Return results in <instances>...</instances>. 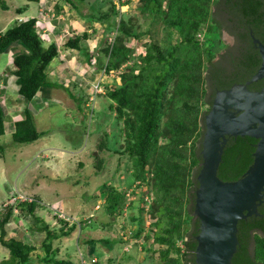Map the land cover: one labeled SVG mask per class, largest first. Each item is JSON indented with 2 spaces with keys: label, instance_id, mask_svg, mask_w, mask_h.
I'll list each match as a JSON object with an SVG mask.
<instances>
[{
  "label": "trees",
  "instance_id": "trees-1",
  "mask_svg": "<svg viewBox=\"0 0 264 264\" xmlns=\"http://www.w3.org/2000/svg\"><path fill=\"white\" fill-rule=\"evenodd\" d=\"M62 1L79 10L74 1ZM79 1L91 6L93 0ZM98 2L103 4L98 12L84 16L106 27L100 48L89 52L86 45L91 37L89 32L75 34L64 46L97 57L100 69L107 74L115 73L120 81L118 84L115 79L113 88L106 85L105 95L110 101L108 109L120 126L116 136L124 141L122 150L113 147V153L127 155L129 176L122 180L113 176V183H103L93 200L103 199L105 213L113 219L130 211L127 226L136 229L126 240L102 242L113 249L117 243L143 241L145 259L151 258L153 264H196L200 222L193 212L199 186L197 176L203 161L205 114L217 90L248 82L260 67L261 58L252 48L251 35L264 41V0H140L136 7L130 8L131 12L122 8L133 6V0ZM0 7L10 9L7 0H0ZM27 8H19L16 13L23 14ZM38 27V19L18 20L0 33V55L17 45L24 48L15 53L12 64L19 95L28 104L41 88L52 85L47 71L60 50L55 41L47 45ZM224 27L248 42L245 60L237 65L239 71L230 75L214 63L226 48L222 38ZM145 40L148 42L144 44V52L137 55L138 45ZM79 103L81 109L88 102L80 97ZM6 118V107L0 100V137L6 134ZM44 135L27 108L24 118L15 122L12 142L33 144ZM254 142L247 136L229 138L218 170L222 181H237L248 171L254 162ZM102 149H109L107 143L100 146ZM99 155L97 169L104 163ZM5 156L6 148L0 145V158ZM145 193L152 199L149 208L143 198ZM137 195H142L138 204L130 198ZM39 207L44 206L37 200L18 201L7 203L0 211V245L9 250V258L0 264H76L59 256V246L78 226L82 228L84 221L70 224L55 215L61 226L55 230L36 215ZM16 211L35 218L30 230L45 235L41 245L43 255L37 253V246L8 237L7 229ZM258 212L259 216L239 222V246L232 264H264V203ZM95 242L92 239L86 245ZM122 249L118 247L116 253ZM109 261L118 264L116 257Z\"/></svg>",
  "mask_w": 264,
  "mask_h": 264
},
{
  "label": "rangeland",
  "instance_id": "rangeland-1",
  "mask_svg": "<svg viewBox=\"0 0 264 264\" xmlns=\"http://www.w3.org/2000/svg\"><path fill=\"white\" fill-rule=\"evenodd\" d=\"M72 1L79 8L77 11L81 13L80 19L84 24L87 23L91 26H88L87 29L86 26L83 28V30L89 31L91 35L88 40L89 44L100 48L106 37V27L97 22H91L87 17L83 18V15L97 13L103 4L98 0H93L91 6L86 3L80 4L79 0ZM105 2L110 3V0H105ZM133 2V6L129 8L125 6L122 9L131 12L130 8L136 7L140 0H133ZM7 3L10 9L5 11L0 7V17H8V22L19 18L15 12L17 8H23L29 4L28 7L33 9L35 14L39 10L38 3H28L26 0H7ZM72 20V17L66 18L65 22L69 24L72 23ZM65 22H62V25L65 26ZM14 25L15 23H10L7 28ZM93 28L98 31L94 32ZM39 33L47 43L58 39L59 45L63 47L61 39L55 33L50 36L42 35L41 31ZM67 34V32H62L59 36H70V33ZM224 38L229 39V36L224 35ZM147 42L148 40H145L138 45L137 55L144 52L143 47ZM15 48L24 50L23 46L20 45ZM61 49L63 50V48ZM84 55L81 57L85 59V62L90 63L92 61L97 65L96 69L100 70L101 61H98L97 57L92 58L93 56L89 53ZM76 56H80L79 52H76ZM13 57L12 53L0 55V72L13 67L12 62L10 63V59ZM54 71L56 69H53L52 72L58 80V75ZM97 77V82L91 86L89 85L91 80H89L90 83H85L84 87L75 88L74 92L78 94L84 92L82 95L84 102L87 101L89 104L88 106L82 104L81 109H75L77 107L75 102H71L69 107L65 100L60 97L48 98L52 108L46 106L47 109H44L43 101H39V104L33 103L34 101L30 103L34 110L31 112L32 114L35 113L36 127L39 132L45 133L40 140L33 144L20 145L12 142L14 122L21 118L22 114H11V110L7 112L6 109V134L0 137V145L6 148L5 159L0 158V211L4 209L7 203L37 200L44 207H39L36 210V215L48 221L52 225V229L55 230L61 227L55 219V215L62 214V216L70 219L69 222L72 224H77L80 216V220L84 221L83 227L78 226L75 233L68 238H63L59 246L62 255L59 254V256L66 257L65 254L69 253L68 258L76 264H83V261L88 262L87 264H112L109 260H114L115 257L119 259L118 264H153L151 258L145 259L143 241L131 240L129 243H117V245L112 246L113 249H110L106 242H102L104 239L126 240L136 227L127 226L130 211H126L123 217L113 219L105 213L103 199L93 200V196L101 189L103 183H113V176L121 178V180L126 175L129 176L127 155L121 156L113 153V147L122 150L124 141L122 137L116 136L120 126L118 127L113 112L108 109L110 101L105 95L107 92L105 83H112L113 87L116 74H107L102 71L98 73ZM85 88H89L88 92L85 91ZM69 89L70 91L66 93L68 95L73 91L71 88ZM89 90H91L90 93ZM14 98L12 97V99ZM14 118L16 120H12V124L11 119ZM106 134L108 137L105 136ZM102 142L107 143L109 149H102L101 151ZM99 151H101L100 155ZM98 155L99 159L104 160L101 169L95 167L98 163V159H96ZM140 196L142 195L132 196L131 199L138 204ZM34 223V217L26 214L21 215L16 211L15 217L7 229L8 237L23 239L28 244L37 246L42 252L41 245L45 240V235L32 233L30 228L34 226ZM124 226H127L126 230H124ZM23 231L29 235H24ZM92 239L96 242L91 247L89 245L84 246L86 241ZM120 246H123V249ZM118 247L123 251L116 253ZM92 249H94L93 252ZM124 252L126 254H123ZM123 255L125 257L131 256V258L128 261H122ZM7 256H9V250L0 245V261ZM90 258H94L95 261L91 262Z\"/></svg>",
  "mask_w": 264,
  "mask_h": 264
},
{
  "label": "water",
  "instance_id": "water-1",
  "mask_svg": "<svg viewBox=\"0 0 264 264\" xmlns=\"http://www.w3.org/2000/svg\"><path fill=\"white\" fill-rule=\"evenodd\" d=\"M254 43L259 45L261 67L247 83L218 92L205 117L193 212L200 222L196 264H232L239 222L259 216L264 203V90L248 89L264 79V45L255 38ZM246 136L259 141L253 164L237 181H222L218 170L229 138Z\"/></svg>",
  "mask_w": 264,
  "mask_h": 264
},
{
  "label": "crops",
  "instance_id": "crops-1",
  "mask_svg": "<svg viewBox=\"0 0 264 264\" xmlns=\"http://www.w3.org/2000/svg\"><path fill=\"white\" fill-rule=\"evenodd\" d=\"M38 5H39L38 13L35 14V11L28 7L23 14L19 15L17 13L19 18L16 19L15 21L21 20V21L25 22V21H28L29 19H33V18L38 19L39 20L38 30L42 32V35L50 36V35H53V33H55L61 39L63 47H61V45H59L60 43H59L58 39L57 40L54 39L49 43L46 42L47 45H49L53 41H55L58 44V47L60 49L59 50V56L52 62V64L49 66L48 71H47L49 74L50 81L52 82V85H50L49 87L41 88L37 97L33 100L34 102L33 101L32 102L39 104V101H43L44 109H47L46 106H50L49 99H48L49 97H56V98L60 97L61 99L65 100V102L67 103V105H69V107H70L71 102H75V104L77 105V107H75V109H79L80 108L79 99H80V97H82L84 92L82 94H78L77 92H74L75 88L78 86L84 87L85 83L89 82V80H91V84H89L91 86L92 84L97 82L98 73L102 72V71L104 72V70L103 69L97 70L96 69L97 65H95L93 62L92 63L91 62L89 63L88 61L85 62V59H84L85 55L83 52L67 49L64 46L65 45L64 43L68 38L73 37L75 34L80 35V34H83L84 32H87V31L83 30V28H85V26H86V29H87L89 25L87 23L84 24L82 19H80L81 18L80 12H78L76 9H74L72 7V5H70L69 3H66L62 0H42V2L38 3ZM57 5L60 6V9L56 8ZM27 6H29V4ZM17 9H19V8H17ZM17 9L15 12H17ZM74 13H76L75 16H74ZM70 17H72L73 20H72V23L70 22L68 24L65 21H66V18H70ZM0 18H2L0 20V33L6 31L8 29L7 28L8 24L15 23L14 20H11L10 22H8V20H9L8 17L7 18L0 17ZM83 18H85L84 15H83ZM62 22L66 23L65 26L62 25ZM79 26H82V27H79ZM89 27H91V26H89ZM62 32H67L68 33L67 35H69V33H70V36L60 37ZM86 45H87L89 51H91V52L94 51L96 48H98V46L94 47V45H90L88 41H87ZM61 48H63V50ZM17 51H20V49L17 50L16 48H13L12 50H10L7 53L8 54L12 53L13 55H15V53H18ZM76 52H79L80 56H76ZM81 55H84V58L81 57ZM10 60H11L10 63L11 62L13 63V58H11ZM53 69H56V71H54V72L58 75L57 76L58 80L53 75V72H52ZM14 70H15L14 67H12V68L9 67V68H7L6 71L4 70V71L0 72V100L4 106L6 105L5 107L7 109V112H9V110H11V114H17L18 115L19 113H21L22 116H20L21 118H19V119H23L24 118V112L27 108L33 112H34V110L31 108V104L25 103L23 101V99L21 98V96L19 95V87L16 83V77L13 74ZM117 82H118V84L120 83L119 79H116V83ZM106 85H109L111 88H113L112 83L110 84L109 82H107V83H105V86ZM69 88H71L73 91H72V93H70L68 95L66 93L68 91H70ZM59 89H60V91H59ZM88 89L89 88H87V89L85 88V91L88 92ZM90 91L91 90H89V93H90ZM12 97H15V98L12 99ZM88 105L89 104H87L86 106H88ZM50 108H52V107L50 106ZM71 108H74V107H71ZM33 114H34L33 116L35 117V113H33ZM19 119H17V120H19ZM12 120H16V119L15 118L11 119V122H12ZM15 122H14V131H15ZM12 124H13V122H12ZM79 219H81L80 216H79ZM46 222L49 223L48 221H46ZM14 224H15V226H17L16 223H14ZM19 226H21V225H19ZM51 227H52V225H51ZM23 233H24V231H23ZM32 233L34 235L37 234L34 232H32ZM74 233H75V231L72 234H74ZM24 235H29V234L24 233ZM88 241L85 242L84 246L87 244ZM31 243H32V241H31ZM92 244H94V243H92ZM92 244H89V247H91ZM88 251H89V248H88ZM91 251L93 252L94 249H92ZM42 252H40L39 249L37 251V253H39V254H42ZM68 254L69 253L65 254L66 257H61L62 255H61V251H60V255H61L60 257L61 258H65V259L68 258L69 257ZM123 254H125V253H123ZM92 255H93V253H92ZM7 258H9V256H7ZM7 258H5V259H7ZM121 260L122 261H128L129 258H127V257H125V255H123ZM118 261H119V259H118ZM119 263H121V262H119ZM36 264H38V263H36Z\"/></svg>",
  "mask_w": 264,
  "mask_h": 264
},
{
  "label": "flooded vegetation",
  "instance_id": "flooded-vegetation-1",
  "mask_svg": "<svg viewBox=\"0 0 264 264\" xmlns=\"http://www.w3.org/2000/svg\"><path fill=\"white\" fill-rule=\"evenodd\" d=\"M224 35H228L230 40L225 39ZM222 38L226 44V48L220 52V54L214 60V63L219 68L227 70V72L230 75V74H232V71L233 72L239 71L238 69L240 68V66L237 67V65H239V63L241 61L245 60V54H247L246 44L248 45V42H245L244 40L237 37L236 35L231 34L230 31L226 27H224L222 29ZM251 38H252V45H253L252 48L258 53V56L261 58L260 50L258 48L259 45L254 43V38L259 40L261 42V44H263V45H264V41L256 38L254 35H251ZM261 64H262V58H261ZM261 64H260V67H261ZM259 68H258V70H259ZM245 83H247V82H245ZM235 84H238V83H234L233 85H235ZM233 85L230 88H232ZM248 89L252 92H259V91L264 90V79L260 80L258 82H255L252 85H249ZM224 90H226V89H224ZM220 91H223V90H217L216 94ZM216 94H215V97H216ZM214 98H213V101H214ZM213 101H212V104H213ZM206 115L207 114H205V117H206ZM252 139L255 141L253 143V147H255V151H256V147H257V144L259 141L255 138H252ZM202 141H203V138H202ZM255 151H254V153H255Z\"/></svg>",
  "mask_w": 264,
  "mask_h": 264
},
{
  "label": "built area",
  "instance_id": "built-area-1",
  "mask_svg": "<svg viewBox=\"0 0 264 264\" xmlns=\"http://www.w3.org/2000/svg\"><path fill=\"white\" fill-rule=\"evenodd\" d=\"M20 22H21V20H19ZM23 22V21H22ZM97 90H98V88H96ZM99 91V90H98ZM132 191L133 190H130V194L132 193ZM139 192L141 191V189H139L138 190ZM132 197V196H131ZM130 197V198H131ZM143 198L145 199V201L147 202V208H149V204L151 203V196H147V194L145 193V195H143ZM23 201H25V200H23ZM59 218H61V219H64V220H66L67 222H69L70 221V219H68V218H66L65 216H62V214H60V215H57ZM79 221H81V220H77V224L79 223ZM70 224H72L71 222H69ZM181 245V244H180ZM83 264H86L85 262H83Z\"/></svg>",
  "mask_w": 264,
  "mask_h": 264
},
{
  "label": "clouds",
  "instance_id": "clouds-1",
  "mask_svg": "<svg viewBox=\"0 0 264 264\" xmlns=\"http://www.w3.org/2000/svg\"><path fill=\"white\" fill-rule=\"evenodd\" d=\"M204 129H205V128H204ZM14 199H16V198H14ZM25 201H26V202H31L32 200H30V201L25 200ZM79 220H80V219H79ZM94 261H95V260H94ZM94 261H93V262H94ZM83 262H85V261H83ZM86 264H87V263H86Z\"/></svg>",
  "mask_w": 264,
  "mask_h": 264
}]
</instances>
